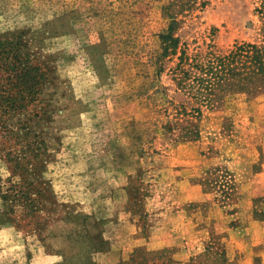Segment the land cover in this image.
Here are the masks:
<instances>
[{
	"label": "rangeland",
	"instance_id": "obj_1",
	"mask_svg": "<svg viewBox=\"0 0 264 264\" xmlns=\"http://www.w3.org/2000/svg\"><path fill=\"white\" fill-rule=\"evenodd\" d=\"M163 2L0 0V35L19 31L43 71L46 113L37 129L51 152L37 223L0 200V264H58L64 258L68 264L84 258L126 264L135 245L176 246L184 259L200 249L205 231L197 228L202 216L183 207L211 197L190 178L218 163L235 176L236 213L213 208L206 219L225 233L227 255L236 264H264V216L251 214L254 206L264 210V100L247 103L237 96L222 110L203 109L193 140L165 131L170 116L162 110L163 96L173 94V84L166 69L156 76L147 62L166 24ZM258 6L259 0H205L180 13L174 35L188 50L259 42ZM224 118L231 127L222 133ZM6 174L0 162V175ZM140 176L147 213L142 237L138 216L128 211L141 197L132 188ZM96 230L90 239L87 233ZM99 240L106 244L96 249Z\"/></svg>",
	"mask_w": 264,
	"mask_h": 264
},
{
	"label": "trees",
	"instance_id": "obj_2",
	"mask_svg": "<svg viewBox=\"0 0 264 264\" xmlns=\"http://www.w3.org/2000/svg\"><path fill=\"white\" fill-rule=\"evenodd\" d=\"M204 4L205 0H164L160 13L166 24L156 34L157 48L147 56L148 65L156 76L165 69L169 74L173 94L169 98L163 96L166 105L162 110L170 119H166L162 127L165 131L174 130L175 137L181 140L198 137L203 109L222 110L237 96L247 103L257 98L264 100V0H259L256 8L262 20L259 42H234L226 51H218L210 44L203 49L188 50L187 44L174 35L178 16L183 10ZM19 36V31L0 35V162L7 173L4 177L0 175V200L20 208L18 215L37 223L44 209L42 192L46 182L42 173L51 152L42 131L37 129L39 120L46 113L40 98L44 88L43 71L34 62V56L28 54L26 44ZM167 108L172 110L171 113ZM230 127L224 118L220 124L222 133ZM208 148L210 152L206 157H211V147ZM190 182L197 184L203 195H211L207 200L190 201L183 207L188 215L202 216L197 225L205 231L200 249L189 251L186 258L179 259L176 254L180 248L176 246L147 250L143 245H135L126 264H236L235 259L227 255L222 240L225 233L217 231L213 227L214 219L207 220L205 215L213 208L227 215L236 213L234 174L225 164H210L202 167ZM132 188L141 197L133 198L128 211L138 216L137 235L142 237L146 232L144 219L147 213L145 191L139 192L144 189L141 176ZM251 214L263 219L264 210L254 206ZM232 221L228 224H234ZM97 233L98 230L90 231L87 236L92 239ZM105 244L99 240L94 245L97 249ZM58 264H68V259L64 258ZM80 264L93 263L84 258Z\"/></svg>",
	"mask_w": 264,
	"mask_h": 264
}]
</instances>
